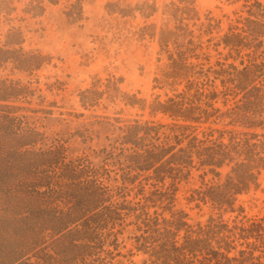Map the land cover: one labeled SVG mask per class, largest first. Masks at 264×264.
Segmentation results:
<instances>
[{
	"label": "trees",
	"instance_id": "1",
	"mask_svg": "<svg viewBox=\"0 0 264 264\" xmlns=\"http://www.w3.org/2000/svg\"><path fill=\"white\" fill-rule=\"evenodd\" d=\"M226 1V30L195 0L172 2L174 23L153 27L165 54L150 95L119 80L78 93L87 110L138 111L117 117L108 144L74 153L32 116L57 106L41 83L18 77L45 61L25 48L19 4L26 20L52 1L0 0V264H264V215L242 201L264 171V0ZM192 180L185 198L205 220L178 207Z\"/></svg>",
	"mask_w": 264,
	"mask_h": 264
},
{
	"label": "rangeland",
	"instance_id": "2",
	"mask_svg": "<svg viewBox=\"0 0 264 264\" xmlns=\"http://www.w3.org/2000/svg\"><path fill=\"white\" fill-rule=\"evenodd\" d=\"M51 1L42 16L26 20L21 19L24 17V5L19 4L21 17L14 23L21 25L25 31V48L39 54L45 61L30 76L32 78L18 77L24 82H40L49 101L57 105L54 106V114L47 117L43 113H32L37 122L45 125L49 133H59L70 139L74 153L92 152V149L108 144L107 136H113L119 125L117 117L128 118L138 110L125 109L124 113H118L120 106L106 100L97 108L87 110L79 104L78 93L98 81L114 85L117 80L125 92L142 95L154 92L157 56L165 53L159 43L160 35L152 34L153 27L160 29L174 23L169 11L174 9L172 2L178 0ZM195 1L204 22H207L208 16L220 18L226 30L230 18L235 17L232 13L235 6L226 0ZM8 27V24L1 23L0 33ZM207 44L211 42L206 36ZM198 53L202 55L201 51ZM105 104L109 106L105 107ZM78 132L89 133L93 139L83 142L81 137H75ZM259 181L257 190L242 197L249 217L264 215V171ZM197 183V180H192L181 184L178 207L186 209L190 217L198 221L205 220L206 216L198 209L192 210L185 198ZM126 234L128 237L129 234ZM120 258L125 264H129L130 260L140 264L144 256L136 254Z\"/></svg>",
	"mask_w": 264,
	"mask_h": 264
}]
</instances>
